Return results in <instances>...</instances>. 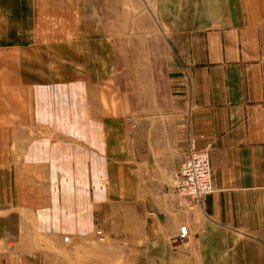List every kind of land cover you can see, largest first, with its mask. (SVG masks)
<instances>
[{
	"label": "crops",
	"instance_id": "1",
	"mask_svg": "<svg viewBox=\"0 0 264 264\" xmlns=\"http://www.w3.org/2000/svg\"><path fill=\"white\" fill-rule=\"evenodd\" d=\"M0 264H264V0H0Z\"/></svg>",
	"mask_w": 264,
	"mask_h": 264
},
{
	"label": "built area",
	"instance_id": "2",
	"mask_svg": "<svg viewBox=\"0 0 264 264\" xmlns=\"http://www.w3.org/2000/svg\"><path fill=\"white\" fill-rule=\"evenodd\" d=\"M176 193L189 199L193 205L201 206L203 199L212 192L211 164L207 150L190 146L175 175ZM100 231H97L98 235ZM187 227L180 226L174 240L184 241L188 236ZM67 237H64L66 240Z\"/></svg>",
	"mask_w": 264,
	"mask_h": 264
}]
</instances>
